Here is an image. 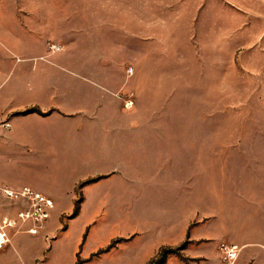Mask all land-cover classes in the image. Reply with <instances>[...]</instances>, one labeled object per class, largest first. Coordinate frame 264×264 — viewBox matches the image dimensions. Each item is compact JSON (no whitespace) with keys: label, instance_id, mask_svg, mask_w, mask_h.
Segmentation results:
<instances>
[{"label":"rangeland","instance_id":"obj_1","mask_svg":"<svg viewBox=\"0 0 264 264\" xmlns=\"http://www.w3.org/2000/svg\"><path fill=\"white\" fill-rule=\"evenodd\" d=\"M65 1L60 13L80 18L71 25L76 27L75 38L63 35L60 43L81 50L69 56L77 63L74 77L114 82V97L121 106L112 102L111 110L129 112L130 126L161 128L162 142L172 154L181 142L188 144L187 168L173 162L168 172L162 162L151 172L158 176L162 170L163 190H174L176 180L178 189L192 186L189 204L194 209L197 238L193 253L218 256L221 262L230 264L224 254L226 246L264 244V0ZM105 14L128 16L130 22H90L92 16ZM96 25L112 29L107 34L104 30L99 33ZM71 30L67 28L66 32ZM54 43L51 41L49 47L56 46ZM185 131L187 136L179 134ZM49 170L53 169L25 167L16 173L34 177L40 190L52 195L55 189L43 184L50 180ZM53 178L62 177L57 172ZM130 183L134 193L144 191L151 197L125 198L120 203L103 199L96 212L86 216L87 220H96L91 247L98 244L87 264H189L199 260L168 246L161 247L147 262L134 259L131 251L145 247L141 241L137 243L138 231L129 236L121 233L130 221V225L139 221L138 212L145 209L140 203L149 206L153 200V210H159L165 202L175 200L157 199L158 183L151 184L155 187L150 189L139 188L142 183ZM49 199L53 207L42 220H35L38 214L34 208L33 216H18L28 223L27 231L36 229L31 234L46 242L58 239L78 211L75 206L71 214L58 213L55 200ZM11 201L22 213L30 210L27 199ZM75 233L62 234L61 247L52 248L49 256H62L63 246L78 236ZM84 239V232L76 238L78 243ZM174 250L177 253L171 256ZM82 263L78 260L73 264Z\"/></svg>","mask_w":264,"mask_h":264},{"label":"crops","instance_id":"obj_2","mask_svg":"<svg viewBox=\"0 0 264 264\" xmlns=\"http://www.w3.org/2000/svg\"><path fill=\"white\" fill-rule=\"evenodd\" d=\"M60 7H66L65 0L0 1V113L7 116L11 124L9 130L0 132V224L11 223L5 225L10 240L0 248V264H73L78 260L87 264L95 256L98 244L91 247V229L96 220H87L86 216L94 214L103 199L120 203L125 198L151 197L144 191L134 193L131 181L142 183L139 188L149 189L155 187L151 184L158 183V193L154 196L175 200L165 202L159 210H153V200L149 206L140 203L145 209L138 212L139 221L132 225L130 221L124 228L126 231L121 233L129 236L138 231L137 243L141 241L145 247L131 251L134 259L138 257L142 258L139 262H147L161 247L168 246L190 259L200 258L188 261L189 264H224L218 256L201 257L193 253L197 238L193 230L194 209L192 203L189 204L193 197L192 186L181 185L178 189L176 180L174 190H163L162 170L158 176L151 172V168L162 162L168 172L173 162L187 168L188 144L181 142L173 148L176 152L172 154L162 142L161 128L130 126L129 112L111 110L112 102L121 106L114 97L117 95L114 82L74 77L77 63L69 56L81 50L60 43L63 35L75 38L76 27L71 25L80 18L61 14ZM116 17L111 14L92 16L90 22H130L128 16ZM67 28L73 30L67 33ZM111 29L108 25H96L99 33L104 30L107 34ZM51 41H56L54 45L59 48L50 49ZM179 134L187 136L188 132ZM25 167L52 168L56 174L58 172L61 179H54L53 174H56L49 170L50 180L43 181L47 189L56 192L45 194L34 177L18 176L17 169ZM167 178L170 183L169 174ZM189 179L192 184V176ZM24 186L55 200L58 213L71 214L77 206V216L60 236L71 232L81 236L84 232L83 243H78L77 236L63 246L62 256H49L52 248L61 247L60 236L46 242L33 235L36 232L27 231L28 223L18 218L21 210L2 191ZM229 246L238 248L237 257L230 264H264V244ZM171 253L173 256L177 251Z\"/></svg>","mask_w":264,"mask_h":264},{"label":"built area","instance_id":"obj_3","mask_svg":"<svg viewBox=\"0 0 264 264\" xmlns=\"http://www.w3.org/2000/svg\"><path fill=\"white\" fill-rule=\"evenodd\" d=\"M50 48H56L57 46H51ZM132 72V70H129ZM128 106V102L126 103ZM11 127L9 118L7 116H3V114L0 113V132L7 131ZM3 194L10 199H16V198H24L29 201L30 204V210L26 213H20L25 214V216H20L23 218H28L33 216V213L31 212V209L34 208V210L37 212L38 216L35 217V220H42L43 218L48 216L49 210L53 207V202L47 198L46 196H43V194L33 191L29 187H21L19 189H9V188H3L2 189ZM19 214V215H20ZM11 223H5V221L0 224V248H2L5 244L9 243V236L7 232L5 231V225H10ZM31 230V229H30ZM224 254L226 257V260L228 262H233L238 254V248L237 246H226L224 248Z\"/></svg>","mask_w":264,"mask_h":264},{"label":"bare ground","instance_id":"obj_4","mask_svg":"<svg viewBox=\"0 0 264 264\" xmlns=\"http://www.w3.org/2000/svg\"><path fill=\"white\" fill-rule=\"evenodd\" d=\"M20 216H25V214H20ZM37 230L36 229H34V228H32L31 230H30V232H36Z\"/></svg>","mask_w":264,"mask_h":264}]
</instances>
